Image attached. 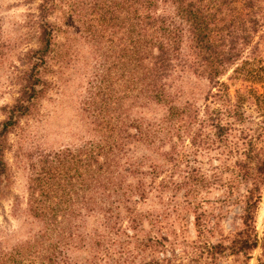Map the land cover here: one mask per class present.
<instances>
[{
  "label": "trees",
  "instance_id": "obj_1",
  "mask_svg": "<svg viewBox=\"0 0 264 264\" xmlns=\"http://www.w3.org/2000/svg\"><path fill=\"white\" fill-rule=\"evenodd\" d=\"M31 1L32 46L19 58L15 98L0 109V191L8 137L39 116L75 58L70 30L103 58L81 101L92 138L35 155L25 206L38 229L8 248L1 241L0 264H171V213L181 229L190 215L198 236L211 190L241 186L242 228L208 250L248 257L258 247L261 264L264 234L258 240L253 226L264 188V87H253L264 83L260 1ZM183 75L205 82L200 103L185 97ZM154 108L159 119L141 112ZM211 152L222 169L206 175L197 157Z\"/></svg>",
  "mask_w": 264,
  "mask_h": 264
},
{
  "label": "rangeland",
  "instance_id": "obj_2",
  "mask_svg": "<svg viewBox=\"0 0 264 264\" xmlns=\"http://www.w3.org/2000/svg\"><path fill=\"white\" fill-rule=\"evenodd\" d=\"M259 1L264 8V0ZM34 8L35 3L31 0H0V109L9 106L16 96L15 77L17 71L22 68L19 58L30 45L32 46ZM71 32L72 35H67L66 38L73 39L70 44L75 58L69 61L67 69L63 71L58 89L50 92L41 102L36 119L27 121V125L22 123V135L8 137L9 148L3 155L8 178L0 191V242L4 241L2 244L6 248L18 240L28 238L38 229V225L27 216L25 206L29 165L35 155L76 147L92 138V133H89V120L81 111V101L88 82L94 77L97 65L103 57L93 56V51L81 40L74 38L73 32L75 37L78 36L75 28L69 33ZM58 36V43L66 39L62 35ZM183 77L185 78L182 79L181 87L187 89L188 83L189 88L185 91H190L185 97H192L193 93L196 102L200 103L207 88L205 82L189 75ZM192 83L194 89L190 88ZM238 84L235 83L236 87ZM253 87L260 91L264 83ZM232 89L233 87L230 88V93ZM141 112L149 119H159L162 115L160 108ZM2 119L3 114L0 111V121ZM144 152L147 153L139 151ZM189 159H192V156H189ZM217 159L214 152L197 157L201 171L206 175L213 171L211 169H222L221 166L218 167L220 163ZM238 195H244L243 186L231 194L223 189L211 190L206 196L207 203L203 205V209L209 214L203 219L202 232L198 236L190 215H185L182 230V224L176 219V215L171 213V250L166 251V257L171 259V264H258L260 248L255 249L248 257L217 254L208 250V246L215 243L226 244L233 234L242 228L240 216L243 202ZM253 226L260 240L264 234V188L256 206ZM260 260L261 264H264V255Z\"/></svg>",
  "mask_w": 264,
  "mask_h": 264
},
{
  "label": "water",
  "instance_id": "obj_3",
  "mask_svg": "<svg viewBox=\"0 0 264 264\" xmlns=\"http://www.w3.org/2000/svg\"><path fill=\"white\" fill-rule=\"evenodd\" d=\"M258 238V237H257ZM259 240V239H258ZM258 249V247L256 248V250Z\"/></svg>",
  "mask_w": 264,
  "mask_h": 264
}]
</instances>
